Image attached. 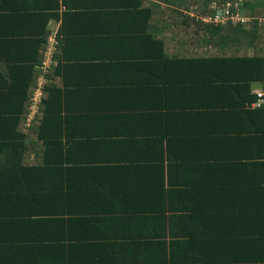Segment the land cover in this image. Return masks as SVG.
<instances>
[{"label":"trees","instance_id":"trees-1","mask_svg":"<svg viewBox=\"0 0 264 264\" xmlns=\"http://www.w3.org/2000/svg\"><path fill=\"white\" fill-rule=\"evenodd\" d=\"M101 1L0 0V63H3L5 72H0V106L8 105L0 110V120L8 124L5 129L8 133L3 135L8 134L9 143L5 145L18 146L23 152L33 148L32 151L40 158L38 175L39 178L44 177L40 181L49 183H41L25 197L33 200L23 207V218L30 215V211L37 213L36 216L58 215L52 219L62 221L68 208L67 199L71 195L88 197L96 203L108 197L110 202L118 201L120 208L136 200V204H146L140 212H131L133 208L128 212L120 209L117 215L131 217L148 213L146 215L150 214L156 221L161 214L176 237L170 238L172 243H177L179 236H185L192 245L197 242L212 248L223 246L227 241V244L233 242L229 240L231 238L227 240L224 229L229 234L238 230L239 223L233 218L227 220L224 212L245 207L231 205L232 186L229 185L230 179L225 177L224 158L222 154L217 157V152L229 142L226 136L237 138L256 134L258 141L252 139V142L257 144L258 155L252 153L250 159L254 166L264 169V108L255 105L257 93H252L251 87L253 83H259V90L264 91V0H117L104 5ZM239 1L240 8L235 7ZM228 3L232 6L227 14L218 13L221 9L215 6L211 8L213 4ZM109 5L115 8V12L106 10ZM60 7L65 8L61 16ZM77 7L101 9L95 13V19L109 24L108 34L111 33L114 38L117 36L118 40L115 39L112 47L109 46L110 53H104L95 64L58 59L48 71L46 78L51 82L44 86L39 106L26 125L24 120L36 87V78L40 74V71L33 70V66L39 64V58L43 56L49 36L47 23L60 18L64 25L68 20L82 23L88 16L71 13ZM192 11L195 15L187 13ZM240 12L247 19L246 24L243 21L233 22ZM216 15L220 16L217 20ZM15 22L21 30L7 33L5 24ZM12 33L15 36H11ZM104 33L95 31L89 35ZM100 48L103 47L96 49ZM115 52L117 55L112 59L123 64L126 57L131 58L132 70L145 76L146 85L151 83L140 91L141 94L147 93L150 107L157 101V96L161 97L158 100L163 104L166 102L168 105L169 102L168 112H163L168 125L164 122L160 125L155 118L153 126L159 129L154 134L145 132V139H139L143 151L150 152L153 157H161L156 166L150 159L144 161V168L148 169L147 181L133 183L125 173V169L130 168V163L125 160L121 161L124 168L120 175L115 174L114 178L97 173L99 181L108 184V187H95L91 185L90 168L98 161L94 156L97 148L64 143L59 138L57 126L67 120V123L77 127L80 122H88L86 116L114 117V107L104 105L108 102V99L103 100L106 96L104 92L98 97L77 93L75 86L79 84L80 77L74 75L86 72L87 65L95 70L105 63L108 54ZM150 70L151 73L146 72ZM159 72L165 76L160 82ZM62 73L70 81H76L60 84L57 78L63 79ZM64 96H77L78 100L86 102H90L87 99L91 97L94 102L103 105L101 109L97 108L99 105H93V109L66 110L64 114L61 112ZM175 98L187 104L171 106ZM173 107H182V110L172 112ZM141 116L147 122L152 120L150 117L153 114L145 111ZM229 121L233 124L228 128L226 122ZM120 135L125 136V133ZM73 137H77V133ZM248 145L250 148L253 146L251 143ZM87 150L92 151L89 153ZM105 162L100 159V164ZM197 168L205 171L203 176L197 174ZM81 177L86 182L77 189L75 179L80 180ZM106 178L107 181L103 182L102 179ZM236 196L237 199H247L251 193L237 192ZM220 214L222 217H219ZM238 220L235 218V221ZM245 225L249 232L258 234L261 230L258 224ZM33 226L42 231L34 242L45 248L42 242L47 239L55 246L56 243L52 242L55 239L45 236L43 226H37L35 222ZM249 235L252 236L251 233Z\"/></svg>","mask_w":264,"mask_h":264},{"label":"crops","instance_id":"crops-1","mask_svg":"<svg viewBox=\"0 0 264 264\" xmlns=\"http://www.w3.org/2000/svg\"><path fill=\"white\" fill-rule=\"evenodd\" d=\"M116 1L102 0L101 3L112 4ZM93 8L77 7L71 11V13L88 16V19H83L80 24L68 20L64 25L61 22L62 18L48 21L46 29L49 31V36L45 49L42 51L43 56L39 58L40 63L33 66V70L40 71V74L36 78V87L32 92L27 118L24 120L26 125L39 106L44 86L51 82L46 78L48 71L57 64L58 59L65 62L80 61L84 64H95L101 60L100 56L104 53H110L108 48L112 47L117 36L114 38V35L108 34L110 29L107 25L109 24L95 19V13L101 9ZM64 9L59 8L60 16ZM126 9L128 10L129 7L127 6ZM106 10L115 12V8L110 5L106 7ZM192 12L195 13V11ZM187 13L191 14V12ZM15 24L16 22L5 24V31L7 33L20 31V26ZM95 31L105 33L98 36L89 35ZM14 33L10 35L15 36ZM97 47L103 48L96 49ZM115 55H117L116 52L108 54L105 63L97 66L95 70L87 65L86 72L74 75V77H80L79 84L75 86L77 93L98 97L101 96L99 93L104 92L106 96L103 100L108 99L104 105L107 104V108L114 107L116 110L114 117L86 116L88 122L85 124L80 122L77 127L75 124L67 123V120L57 126L59 138H62L64 143H80L97 148L94 156L98 161L92 165L93 168H90L93 180L91 185L95 187H102V185L108 187V184L104 185L99 181L96 177L97 173L114 178L115 174L120 175L124 168L121 161L125 160L130 163V168L125 169V173L130 176L133 183L140 180L147 181L145 176L148 169L144 168V161L150 159L152 165L156 166L161 157L159 155H155L159 157H153L150 152L148 154L143 151L139 139H145V132L154 134V131L159 129L153 126L152 121L155 118L160 125L163 122L168 125L165 114L169 110V102L168 105L166 102L163 104L158 100L161 97L157 96V101H154L150 107L147 93L141 94L140 91L151 86V83L148 82L146 85L145 76L137 74V70H132L129 63L132 61L131 58L126 57L125 62L120 64L112 59ZM0 64V72L5 73L3 63ZM151 71L146 72L151 73ZM154 72L156 73L157 70ZM160 72L157 73L159 82L165 78ZM62 76L63 79L57 78L62 85L76 81L75 79L70 81L63 73ZM251 87L252 93H255L261 89V84L253 83ZM70 88L73 89V86ZM87 100L91 101L78 100L77 96H64L61 99L63 107L61 112L65 114L66 110L93 109L95 108L93 105H99L97 108L101 109L103 105V103L100 105V102H94L91 97ZM111 101L114 104H110ZM184 104L187 103L175 98L171 106ZM7 107L6 103L2 104L0 110ZM175 109L182 110V107L179 109L173 107L172 112H175ZM145 111L153 114V117H150L152 120L145 122L144 117L141 116ZM164 111L166 113H163ZM226 123L228 128L233 124L231 121ZM7 125L5 121L0 120V264H264V169L259 165L254 166L250 159L252 153L254 156L258 155L257 144L252 142V139L258 141L256 134L241 135L237 138L226 136L229 142L221 149L218 148L217 157L222 154L223 162L226 164L223 168L225 177L226 180L230 179L229 185L232 186L231 205L236 208L240 206L245 208L224 212L227 220L233 218L234 222L239 223L238 230L228 234L224 229L227 240L231 238L229 240L234 241L227 244L228 241L222 240L221 242L225 245L212 248L201 246L203 243L197 242L192 245L188 243L185 236H177V243H172L170 238L176 237L173 235L174 232L168 229L165 217L161 214L156 221L152 220L150 214L146 215L148 213L131 217L124 214L117 215L120 209L128 212L130 208H133L131 212H140V208L146 204L143 202L136 204V200H132V204L127 207L120 208L118 201L110 202L108 197L96 203L90 201L88 197L85 199L71 195L67 199L66 207L68 208L65 210L62 221L52 219L58 215L50 214L49 217L39 215V217L36 216L37 213L30 211V215L25 216L24 219L23 207L33 200L31 197L26 199L25 197L32 189L48 181H40L44 178H39L38 175L40 158L32 151L33 148L23 152L20 148L18 149V146L5 145L9 143L6 137L8 134L3 135L8 133L5 130ZM23 126H21L22 131ZM75 133L77 137H73ZM124 133L125 136L120 135ZM197 143L200 146V139ZM248 143L253 146L250 148ZM91 151L87 150L89 153ZM100 159L106 162L100 164ZM195 171L201 176L205 173V171L201 172L200 168ZM107 179L102 181L106 182ZM84 182L86 181L82 180V177L80 180L75 179V187L77 189L82 187ZM244 191L250 192L251 196L247 199L241 197L237 199L236 193ZM38 205L41 206L42 203ZM246 208L252 209L246 210ZM221 214L219 217H222ZM254 215L263 218L261 220ZM235 218L239 220L235 221ZM33 222L37 226L44 227L45 236L52 237L51 240L55 239V241L52 240L56 243L54 247L47 239L42 242L45 248L34 242L38 234L42 235V231H37ZM164 223L165 225H159ZM247 223L258 224L261 230L258 234L249 232L248 226L245 225ZM250 233L252 236L249 235ZM251 239L258 241H250ZM199 240L201 241L200 238ZM49 250L51 251L47 253Z\"/></svg>","mask_w":264,"mask_h":264},{"label":"built area","instance_id":"built-area-1","mask_svg":"<svg viewBox=\"0 0 264 264\" xmlns=\"http://www.w3.org/2000/svg\"><path fill=\"white\" fill-rule=\"evenodd\" d=\"M214 6L217 7V9L218 8L221 9V11L218 12V13H223L224 12L225 14H227L229 12V8L232 6V4L231 3H228L226 5H223V4L216 5V4H214ZM235 6H237V4ZM224 7L227 8L225 11L223 9ZM219 17H220L219 15H216L215 20H217ZM256 93H257V102L255 103V105L264 108V91L258 90V91H256Z\"/></svg>","mask_w":264,"mask_h":264},{"label":"rangeland","instance_id":"rangeland-1","mask_svg":"<svg viewBox=\"0 0 264 264\" xmlns=\"http://www.w3.org/2000/svg\"><path fill=\"white\" fill-rule=\"evenodd\" d=\"M214 7V4L211 6V8H213ZM235 7H238V8H240V1H239V3L237 4V6H235ZM239 10H242V9H239ZM243 12V11H242ZM191 15H195V13L194 12H191ZM244 15H243V13H239L238 15H236V17L233 19V22H238V21H243V23H247V19H244ZM208 18H206V20H207ZM240 19H242V20H240ZM209 20V19H208Z\"/></svg>","mask_w":264,"mask_h":264}]
</instances>
